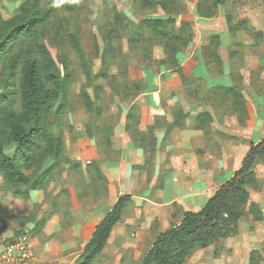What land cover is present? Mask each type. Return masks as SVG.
<instances>
[{
    "label": "rangeland",
    "instance_id": "1",
    "mask_svg": "<svg viewBox=\"0 0 264 264\" xmlns=\"http://www.w3.org/2000/svg\"><path fill=\"white\" fill-rule=\"evenodd\" d=\"M24 1L0 0V16L3 19L11 18ZM109 1L111 5L117 7L129 27L127 30L118 31L119 35L113 40L119 50L120 57L108 65L109 77L107 79L99 77L93 81L88 80L77 64L75 55L65 39L63 38L61 41L57 36L53 37L56 25L50 27L48 37L45 39L46 46L59 67H61V63L58 59L62 54L68 55L73 61L75 78L63 116L65 153L61 160L55 163L50 182L45 189L39 190L29 189V185L21 186V190L28 191V196L24 197L13 193L14 188L8 186L0 175V245L17 237L25 236L33 248L36 263L38 260L34 244L37 247L48 243H51L52 254L58 255L52 264H73L80 260L84 248L82 249L80 244L78 245L80 232H77L76 228L83 217L78 211V207H88L91 198L109 196L108 182L102 174L101 166L102 164L118 163L122 157L121 146L124 144L125 118L131 107V102L141 91H137V88L140 86L143 88L147 80L158 71L168 70L167 67L159 63L163 59L164 53L158 42L153 40L146 45L147 49H143L144 44L135 45L130 41L132 30H135L141 20L166 18L168 15L160 6H143L140 0ZM225 1H227L226 4L216 6L215 14L211 17L216 16L221 7L225 14L229 12L233 15V24H236L238 22L234 9L236 0ZM197 2H200L201 10H205L212 5L213 0H177L175 6L181 11L171 15L176 20V27L180 26L181 21H187L192 24L193 28V38L185 49L177 53V60L180 64L191 51L194 54V61L207 60L208 57L207 65L213 70L214 76L218 77L221 64L220 60H216L215 55L218 56L219 44L215 50L217 40L213 39V36L210 37V41L204 43L203 38L204 34L209 31L207 29L209 23H206L203 18L209 17L199 16L196 11ZM49 6L50 3L44 2L45 8ZM57 14L55 20H52L53 23L59 21L64 28L78 34L94 76L102 68L100 52L105 34L107 30L114 28L111 18L108 17L104 0H81L73 13L59 12ZM248 27H242L245 34H256ZM235 42V39H232L228 49L241 51V56L237 61V65L241 66L245 50L237 48ZM207 47H210L209 50ZM192 59L186 65L192 64ZM123 66H125L126 74ZM187 71L186 73L181 72V75L187 79V82L182 83L184 86L183 95L199 97L202 102L209 101V99L214 101L216 97L213 93H208L206 90L204 92L202 79L194 78ZM112 76L115 77L114 80L111 79ZM126 77L128 83L123 86L121 83ZM230 78L233 79V73L230 74ZM254 80L256 81L255 86L260 92L264 81H261L257 75H254ZM115 84L118 85L117 89L113 87ZM97 85L102 88L101 99L96 102L95 111H90L84 106L77 93L80 88H83L93 98L94 86ZM234 89L237 97H243L241 90H238L236 86ZM250 92L251 90L247 88V93ZM244 103L245 100L242 98V103L238 107L245 112ZM99 106L101 111L97 109ZM220 107H222L221 104H216L218 115ZM49 121L52 123L54 118L50 117ZM130 122L132 124L131 132L132 130L133 132L132 134L129 132V137L131 139L132 136H137L136 141L138 142H140L139 138L142 139L144 161L147 164L153 160L156 143L154 130L150 132L148 128L150 126L155 128L156 124L152 123L146 128H141L138 124L134 125V122ZM205 135L207 139L213 137V133L211 134L210 131ZM0 141L3 143L5 153L8 156L13 155L16 145L6 136H0ZM50 164L51 159L48 158L39 166L24 170V172L29 176L30 181H33ZM253 170L256 183L247 187L250 202L257 204L264 215V163L258 161ZM121 195H125V193L121 192ZM113 249L114 247L110 248L111 251ZM252 250L258 252L255 262L264 264V217L260 221H255L246 209L244 217L239 221L237 235L226 238L216 245H211L205 250L195 251L185 264H249ZM129 251L130 249L123 248L118 254H114L122 255L120 264H134L126 260V252ZM216 251H218L217 254ZM113 261L115 259L111 260L112 264Z\"/></svg>",
    "mask_w": 264,
    "mask_h": 264
},
{
    "label": "trees",
    "instance_id": "2",
    "mask_svg": "<svg viewBox=\"0 0 264 264\" xmlns=\"http://www.w3.org/2000/svg\"><path fill=\"white\" fill-rule=\"evenodd\" d=\"M80 1L25 0L11 18L3 19L0 16V136H6L16 145L13 155L8 156L0 141V175L8 186L14 188L13 193L24 197L28 196V191L21 190L23 185H29L32 190L45 189L52 178L55 163L59 162L65 153L63 116L75 80L74 64L68 55L62 54L58 59L61 67L57 65L45 42L50 27L56 25L53 37L57 36L61 41L65 39L89 81L109 77L108 65L120 57L113 40L119 35L118 31L127 30L129 27L117 7L111 5L109 0H104L114 28L107 30L105 34L100 52L102 68L93 76L78 34L64 28L58 18V23L52 21L59 12L73 13ZM176 1L140 0L143 6H160L168 17L141 20L135 27L137 31L132 30L130 41L135 45L144 44L143 49H147L146 45L153 40L158 42L164 53L159 63L167 69L178 71L182 83H185L187 79L181 75L177 53L191 42L193 28L187 21H181L180 26H175L176 20L171 15L181 11L175 6ZM44 2L50 3V6L45 8ZM220 4H225V0H213L210 7L201 10L200 2H197L196 11L201 17H211L215 14L216 6ZM225 18L230 33L238 27H248L245 21L233 24V15L229 12ZM213 39L217 40L216 50L219 36L214 35ZM209 48L207 47L208 50ZM215 56L219 61L218 56ZM123 69L126 74L125 66ZM114 78L111 77L112 80ZM127 83L126 77L121 85L126 86ZM113 87L117 89L118 85ZM141 88L138 87L137 91ZM224 90L232 92L235 96L233 87ZM101 91V86L97 85L94 86L93 98L83 88H80L77 94L88 110L95 111L94 106L101 99ZM97 109L99 110L100 106ZM207 115L208 112L198 114L197 122ZM50 117L54 118L52 123L49 121ZM184 117L182 112H175L173 123ZM139 118V107L131 105L125 118V130L128 133L132 128L130 121L137 125ZM148 129L151 132L154 127L150 126ZM131 138L137 140L138 137L134 135ZM139 140L142 145V139ZM48 158L51 159V164L30 181L24 170L39 166ZM258 161L264 163V138L250 145L240 167L199 211L182 212L178 224L172 223L170 228L155 237L141 264H185L195 251L237 235L239 221L244 217L246 209L253 220H262L263 212L257 204L250 202L247 189L256 183L253 167ZM129 201V195L119 196L112 208L96 224L80 256L79 264H91L102 251L113 226L120 221L122 211ZM256 255L258 256V252L252 250L249 264H257Z\"/></svg>",
    "mask_w": 264,
    "mask_h": 264
},
{
    "label": "crops",
    "instance_id": "3",
    "mask_svg": "<svg viewBox=\"0 0 264 264\" xmlns=\"http://www.w3.org/2000/svg\"><path fill=\"white\" fill-rule=\"evenodd\" d=\"M235 5L238 22L245 21L256 34L247 35L242 27L230 33L221 7L216 16L203 18L209 23L204 43L210 41L211 36H219L218 77L207 65L208 57L194 61L192 51L180 63L182 73L188 70L194 78L202 79L204 92L213 93L214 101L202 102L199 97L184 96L180 74L163 69L147 80L131 102L139 107V127L156 124L154 157L145 164L142 145L130 139L129 133L123 130L120 161L113 165L102 164L101 171L110 194L91 198L86 208L78 207L83 217L76 228L80 232L78 245L82 249L85 247L96 224L112 208L121 192L129 195L130 201L91 264H112V259H115L113 264H120L122 255L114 254L123 248L130 249L126 252L128 262L141 264L155 237L172 223L178 224L182 212L199 211L240 167L250 145L264 138V86L259 92L254 80L257 75L264 81V0H236ZM232 39L237 48L245 50L241 66L237 65L241 51L228 49ZM190 59L192 64L186 65ZM232 73L233 79L230 78ZM234 86L241 90L243 97L224 90ZM242 98L245 112L238 107ZM216 104L222 106L219 115ZM175 112H182L185 117L173 123ZM202 112L209 115L197 122L196 117ZM208 131L213 133L211 139L205 135ZM51 247V243L37 247L34 244L36 264L56 261L58 255L52 254Z\"/></svg>",
    "mask_w": 264,
    "mask_h": 264
},
{
    "label": "built area",
    "instance_id": "4",
    "mask_svg": "<svg viewBox=\"0 0 264 264\" xmlns=\"http://www.w3.org/2000/svg\"><path fill=\"white\" fill-rule=\"evenodd\" d=\"M0 264H36L32 246L25 236L0 245Z\"/></svg>",
    "mask_w": 264,
    "mask_h": 264
}]
</instances>
